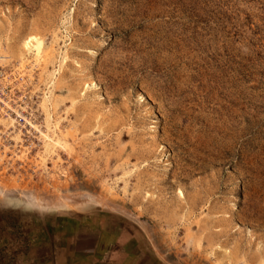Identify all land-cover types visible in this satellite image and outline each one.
Segmentation results:
<instances>
[{
	"label": "rangeland",
	"instance_id": "obj_1",
	"mask_svg": "<svg viewBox=\"0 0 264 264\" xmlns=\"http://www.w3.org/2000/svg\"><path fill=\"white\" fill-rule=\"evenodd\" d=\"M101 227L264 264V0H0V264Z\"/></svg>",
	"mask_w": 264,
	"mask_h": 264
},
{
	"label": "crops",
	"instance_id": "obj_2",
	"mask_svg": "<svg viewBox=\"0 0 264 264\" xmlns=\"http://www.w3.org/2000/svg\"><path fill=\"white\" fill-rule=\"evenodd\" d=\"M122 232L101 227L70 235L53 249L48 264H146L138 241Z\"/></svg>",
	"mask_w": 264,
	"mask_h": 264
},
{
	"label": "bare ground",
	"instance_id": "obj_3",
	"mask_svg": "<svg viewBox=\"0 0 264 264\" xmlns=\"http://www.w3.org/2000/svg\"><path fill=\"white\" fill-rule=\"evenodd\" d=\"M32 41L35 42V45L33 48L35 50L36 59H40L42 54H44L43 48H42V42L35 36V37H30V39L25 43V45L28 46L30 42Z\"/></svg>",
	"mask_w": 264,
	"mask_h": 264
}]
</instances>
